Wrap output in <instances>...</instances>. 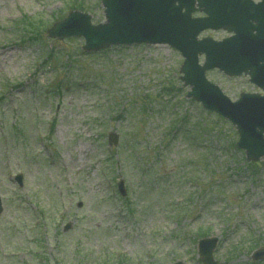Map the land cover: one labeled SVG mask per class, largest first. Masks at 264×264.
Listing matches in <instances>:
<instances>
[{"label": "rangeland", "instance_id": "1", "mask_svg": "<svg viewBox=\"0 0 264 264\" xmlns=\"http://www.w3.org/2000/svg\"><path fill=\"white\" fill-rule=\"evenodd\" d=\"M73 1L0 0V264H201L200 229L218 237L219 264H264L251 260L264 246V160L247 166L234 127L186 98L169 47L90 56L82 38L48 37L70 11L105 22L101 0ZM26 17L45 25L37 42L22 39ZM208 78L231 99L258 91L245 77Z\"/></svg>", "mask_w": 264, "mask_h": 264}, {"label": "water", "instance_id": "2", "mask_svg": "<svg viewBox=\"0 0 264 264\" xmlns=\"http://www.w3.org/2000/svg\"><path fill=\"white\" fill-rule=\"evenodd\" d=\"M195 2L197 10L204 12L207 17L191 19V13L196 10ZM103 3L107 7L108 21L105 25L90 28L88 21L84 20L88 47L147 42L167 43L178 49L185 58L181 79L192 86L191 95L202 101L206 108L229 118L237 125L240 133L238 145L246 149L250 159H255V149L260 147L261 133L264 131V111H261L264 108V96L242 95L239 101L232 103L216 86L205 80L204 73L213 67L228 74H238L248 68L251 81L264 89L262 68L251 66L252 61L263 62L264 58L260 51L258 53L257 45L250 48L251 44L245 40L253 38L255 25L263 17L264 0L257 5L249 0H104ZM73 17L79 19L83 16L75 14ZM221 27L235 31L236 35L221 42L209 38L197 41V35L203 29ZM58 30L54 28L50 33L54 35ZM200 54H205L202 66L198 65L197 57ZM241 54L243 57H255L248 62ZM254 113L261 118L252 119ZM120 190L124 193L122 182ZM214 243V239L201 242L200 254L204 264H214L211 258ZM254 257L263 258L264 252Z\"/></svg>", "mask_w": 264, "mask_h": 264}, {"label": "bare ground", "instance_id": "3", "mask_svg": "<svg viewBox=\"0 0 264 264\" xmlns=\"http://www.w3.org/2000/svg\"><path fill=\"white\" fill-rule=\"evenodd\" d=\"M7 51L9 50V48L6 49Z\"/></svg>", "mask_w": 264, "mask_h": 264}]
</instances>
